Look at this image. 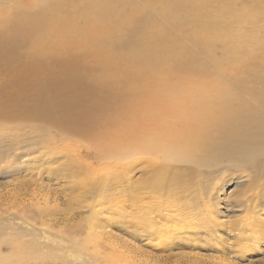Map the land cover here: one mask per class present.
<instances>
[{"label": "bare ground", "instance_id": "obj_1", "mask_svg": "<svg viewBox=\"0 0 264 264\" xmlns=\"http://www.w3.org/2000/svg\"><path fill=\"white\" fill-rule=\"evenodd\" d=\"M241 1L24 0L0 11V74L7 77L0 83V118L33 123L46 146L74 156L76 138L119 141L116 168L128 203L182 201L190 209L195 203L186 197L196 199L232 168L263 199L259 65L245 70L251 86L242 79L213 95L146 87L179 82L167 76L221 71L218 47L225 61L237 54L232 23L245 24L241 43L264 44V0H245L251 10L245 17ZM146 208L138 210L151 214Z\"/></svg>", "mask_w": 264, "mask_h": 264}, {"label": "rangeland", "instance_id": "obj_2", "mask_svg": "<svg viewBox=\"0 0 264 264\" xmlns=\"http://www.w3.org/2000/svg\"><path fill=\"white\" fill-rule=\"evenodd\" d=\"M23 1L0 0V11ZM239 5L244 17L250 13L245 0ZM244 28V23L231 25L238 42L231 59L225 61L218 47L221 71L165 76L179 82L146 87L213 95L234 90L242 79L251 86L245 70L254 64L264 70V54H256L264 44L241 43ZM6 81L0 74V83ZM31 124L14 115L0 118V264H264V198L236 179L235 168L206 185L196 199L186 197L195 203L190 209L182 201L150 206L143 199L145 209L152 207L146 214L135 199L125 201L116 168L122 162L119 141L79 137L74 156L57 151L55 143L46 146Z\"/></svg>", "mask_w": 264, "mask_h": 264}]
</instances>
